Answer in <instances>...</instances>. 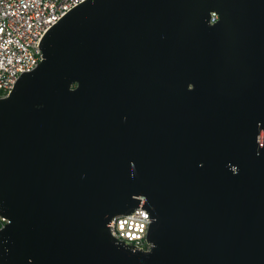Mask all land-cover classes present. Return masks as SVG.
<instances>
[{"label":"water","instance_id":"95a60500","mask_svg":"<svg viewBox=\"0 0 264 264\" xmlns=\"http://www.w3.org/2000/svg\"><path fill=\"white\" fill-rule=\"evenodd\" d=\"M38 47L0 97V264H264V0H82ZM135 207L149 249L110 232Z\"/></svg>","mask_w":264,"mask_h":264},{"label":"built area","instance_id":"2783aa9c","mask_svg":"<svg viewBox=\"0 0 264 264\" xmlns=\"http://www.w3.org/2000/svg\"><path fill=\"white\" fill-rule=\"evenodd\" d=\"M82 0H0V97L7 96L19 75L36 67L42 58L38 43L44 32L68 9ZM218 18L212 13L211 21ZM148 211L135 207L133 212L114 215L111 234L141 249L146 240ZM8 219L0 215V226Z\"/></svg>","mask_w":264,"mask_h":264},{"label":"trees","instance_id":"16d2710c","mask_svg":"<svg viewBox=\"0 0 264 264\" xmlns=\"http://www.w3.org/2000/svg\"><path fill=\"white\" fill-rule=\"evenodd\" d=\"M0 224H1V222H0Z\"/></svg>","mask_w":264,"mask_h":264}]
</instances>
